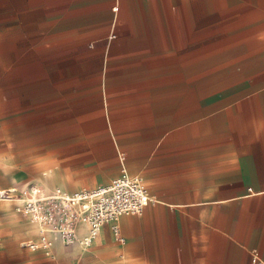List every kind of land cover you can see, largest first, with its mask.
<instances>
[{"label": "crops", "instance_id": "obj_1", "mask_svg": "<svg viewBox=\"0 0 264 264\" xmlns=\"http://www.w3.org/2000/svg\"><path fill=\"white\" fill-rule=\"evenodd\" d=\"M178 12L236 20L223 28L215 62L202 43L204 28L194 39L191 26L132 21L175 19ZM113 19L120 23L115 32L89 41ZM65 49L74 52L76 78L90 85L66 102L57 98L46 114L72 115V126L56 129L112 131L124 160L98 185L124 167L142 176L154 202L119 218L122 240L107 223L88 249L83 231L68 252L56 240L51 255L23 245L36 237V223L0 202V264H256L253 255L264 257V0H0V142L1 116L33 108L51 82L49 56L63 60ZM102 109L109 122L98 126ZM22 128L8 122L15 143L7 155L0 150V187L28 177L18 173L30 159L17 152ZM101 165L72 177L102 180L117 171L114 163ZM52 172L66 190L50 169L41 184L46 190L54 184Z\"/></svg>", "mask_w": 264, "mask_h": 264}, {"label": "rangeland", "instance_id": "obj_2", "mask_svg": "<svg viewBox=\"0 0 264 264\" xmlns=\"http://www.w3.org/2000/svg\"><path fill=\"white\" fill-rule=\"evenodd\" d=\"M181 13H177V18H161V19H134L133 25L138 27H148V26H177L178 28L193 27V38L201 37L200 29L204 28L208 32L207 35H203V44H208L209 47V58L210 61L215 62L216 48L218 40L224 37L223 28L233 27L234 20L232 17H224L217 12H211L208 16H198L191 19L184 18L180 16ZM200 15V14H198ZM247 20H241L244 22ZM119 20L113 19L108 30L102 34H97L91 36L90 42L98 43L104 36H106L111 30L114 32L119 26ZM243 25V24H242ZM249 24H246L248 26ZM153 37V36H151ZM177 37L183 39L185 35H178ZM65 43L73 42L71 36L65 37ZM105 41V40H104ZM196 43L200 42H195ZM73 50L65 49L63 60L57 61L56 57L49 56V66L48 71L50 74V83L48 89H43L37 92L38 99H34V106L31 110L19 109L16 116L14 115H2L1 123V142L0 150L2 156L7 155L10 149V144H14V140H9L8 122L17 121L20 126L24 128L16 131V144L18 154L25 155V153L30 154V159L22 163L23 169H19V175H23L25 171L28 173L27 179H19L17 186L15 187H0V189H5L9 191L11 196L24 199H39L42 196L43 191L46 190L44 184L39 181L40 175L46 170H53L56 176L59 174L62 183L66 185V190L60 187L59 182L54 177V184L45 192L49 190H54V188H61L66 193H74L84 188L94 187L98 184L109 181L113 176L119 172V151L116 144V136L110 130L97 129L94 131H80V130H62L56 129V127H69V121L72 119V115H62L57 117L56 115H48L46 112L55 108L58 104L57 98H65V102L68 100L69 96L74 94V91L79 90L83 87H88L89 81L78 80L76 78V63L73 61ZM83 69V68H82ZM2 100L4 97L2 95ZM64 101V100H62ZM19 102V101H18ZM21 105L24 104V99L20 100ZM100 106H98L99 108ZM103 114H98L96 116V123L98 126H103V123L109 122L110 115H107L102 109ZM43 112V113H42ZM76 115V120L79 117ZM83 117V116H81ZM65 120L62 124L52 123V120L56 119ZM83 119V118H81ZM49 120V121H47ZM32 126L31 129L28 126ZM19 126V125H18ZM27 126V129H25ZM44 127V129H39L36 127ZM49 129H47V128ZM42 160H49L46 164L41 165ZM91 161V163H89ZM106 161L108 164L114 163L117 165V171L113 173L107 179H87V178H76L72 177L76 175L77 170L89 169L88 166L95 162V169L98 170L102 167L101 162ZM19 166V165H18ZM24 170V171H23ZM58 179V178H57ZM145 181V180H144ZM57 184V185H56ZM6 204H11L14 206L15 211L21 215L22 218L30 220V222L36 223V221L45 222V226L48 229H69L73 228L74 232L79 233L85 231V234H89L87 228L83 226L82 223L76 222L71 215V210L67 207H63L60 212L56 210L53 204H46L45 201H36V207L30 211L24 209V202H12V201H0ZM26 207V206H25ZM17 208V209H16ZM19 208V210H18ZM36 220V221H35ZM76 222V223H75ZM38 224V223H37ZM36 224L34 230L35 238L31 240L33 243H41L39 236L40 225ZM85 228V229H84ZM121 232V231H120ZM68 233H64L66 236ZM115 237L117 235L112 232ZM75 238V237H73ZM47 241L49 240V245L46 248L39 247L35 250H43L49 252L50 255L53 251L57 250L54 247V241L52 238L46 236ZM61 247L58 250L65 252L70 251L71 245H62V237H58ZM55 240V241H56ZM75 244L77 237L74 239ZM82 246H87L85 243ZM87 246L84 249H88Z\"/></svg>", "mask_w": 264, "mask_h": 264}, {"label": "built area", "instance_id": "obj_3", "mask_svg": "<svg viewBox=\"0 0 264 264\" xmlns=\"http://www.w3.org/2000/svg\"><path fill=\"white\" fill-rule=\"evenodd\" d=\"M119 158L123 161L124 153L121 152ZM15 198L18 197L11 196L8 190L0 189V201L16 202ZM41 198L33 200L32 204H24V209L32 211L36 207V201H45L46 204H53L56 210L60 212L63 210L62 206H64L72 211L71 215L76 222H80L87 227L91 238L97 234L102 225L108 223L112 232L120 240H122V237L118 225L119 218L124 214H140L148 204L154 202L142 176L129 174L124 167L121 168L119 175L107 184L98 185L90 189H81L74 193H64L63 190L57 188L45 193ZM39 222L46 228L45 222ZM59 230L63 238L74 237L73 228H59ZM64 233L68 234L63 236ZM40 242L33 243L28 241L24 242L23 245L35 250L39 247L46 248L50 244L46 236L45 238H40ZM67 244H71V242ZM252 261L256 264H264V257L253 255Z\"/></svg>", "mask_w": 264, "mask_h": 264}, {"label": "bare ground", "instance_id": "obj_4", "mask_svg": "<svg viewBox=\"0 0 264 264\" xmlns=\"http://www.w3.org/2000/svg\"><path fill=\"white\" fill-rule=\"evenodd\" d=\"M55 189H57V188H55ZM54 189V190H55ZM58 189H60V188H58ZM61 190V189H60ZM45 191H43V193H42V195H45ZM64 193H66V192H64ZM42 199V198H41ZM40 199V200H41ZM15 200H16V202H24L25 201V204H27V203H29V204H32V201L34 200H36L35 198H33V199H24V198H21V199H18V198H15ZM36 221V220H35ZM39 224L40 225V229H39V231H40V233H39V238H45V236H47V237H49V238H52L53 237V241L55 242V240L58 238V237H62V234H61V232H60V230L59 229H48V228H45L40 222H38V221H36V224ZM37 224V225H38ZM84 226V225H83ZM86 227V226H85ZM88 230V229H87ZM89 232V231H88ZM46 233V234H45ZM74 237L76 238V232H74ZM75 238H73V237H67V238H63L62 237V241L63 242H65V243H68V242H71V243H73V241H74V239ZM90 239H91V237H90V233L89 234H87L83 239H82V243H85L86 245L87 244H89V242H90ZM77 241H78V239H77Z\"/></svg>", "mask_w": 264, "mask_h": 264}]
</instances>
